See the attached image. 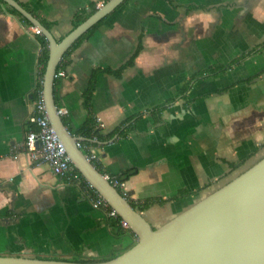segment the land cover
I'll return each instance as SVG.
<instances>
[{"label": "crops", "instance_id": "obj_1", "mask_svg": "<svg viewBox=\"0 0 264 264\" xmlns=\"http://www.w3.org/2000/svg\"><path fill=\"white\" fill-rule=\"evenodd\" d=\"M15 1L60 41L78 15L108 0ZM13 9L0 0V256L112 259L136 235L112 226L81 186L26 152L45 36ZM85 34L63 57L56 102L104 175L130 172L126 197L147 205L139 211L153 228L264 157V0H126ZM216 66L229 68L180 92ZM94 76L96 129L106 136L122 127L125 136L88 141L76 133L89 116L83 95Z\"/></svg>", "mask_w": 264, "mask_h": 264}, {"label": "water", "instance_id": "obj_2", "mask_svg": "<svg viewBox=\"0 0 264 264\" xmlns=\"http://www.w3.org/2000/svg\"><path fill=\"white\" fill-rule=\"evenodd\" d=\"M34 27L49 44L42 80L50 124L64 144L75 169L137 237L120 255L95 262L0 256V264H264V157L230 182L194 203L155 229L142 212L113 186L77 143L64 117L58 114L55 75L66 52L93 26L126 0H108L62 40L15 0H3Z\"/></svg>", "mask_w": 264, "mask_h": 264}, {"label": "built area", "instance_id": "obj_3", "mask_svg": "<svg viewBox=\"0 0 264 264\" xmlns=\"http://www.w3.org/2000/svg\"><path fill=\"white\" fill-rule=\"evenodd\" d=\"M35 33L41 35L40 29L36 28ZM65 76L66 72L64 69H60L57 70L55 78H62ZM39 79L42 82V78L39 77ZM66 113L67 111L64 108L58 109L59 115L63 116ZM30 121L33 125H35V128H31L28 132L25 141V149L30 159L32 161L48 164L55 175L65 178L68 181L75 183L77 186L86 184V180L82 179L75 172L76 169L71 162L70 156L67 153L64 144L50 124L42 88H40L37 92L35 109ZM77 145L78 147L83 148V144L81 142H78ZM86 155L92 162L97 160V155L92 151H89ZM104 177L109 180L123 196H127L125 192V181L121 180L118 176L104 175ZM86 186L84 188V192L87 194L88 199L94 208L103 209L109 217L119 216L101 196L98 194L96 196L90 194L88 191L90 184L88 182ZM120 223L123 227L128 228L127 222L123 219H121Z\"/></svg>", "mask_w": 264, "mask_h": 264}, {"label": "trees", "instance_id": "obj_4", "mask_svg": "<svg viewBox=\"0 0 264 264\" xmlns=\"http://www.w3.org/2000/svg\"><path fill=\"white\" fill-rule=\"evenodd\" d=\"M97 10V6L94 5L93 8H92V12H95ZM13 11L17 14V15H21L18 11H16L15 9H13ZM26 22L27 19L22 17ZM86 15L85 14H80L77 16V26L86 19ZM95 27V26H94ZM87 35V34H85ZM83 35V36H85ZM80 40V39H79ZM41 44L43 46V49H42V55H41V59H40V63L42 65V68L40 70V77L42 78L43 76V73H44V70H45V66H46V63H47V60H48V55H49V49H48V41L45 37H41ZM141 43L140 45L138 46L137 50L135 51L133 57L131 58V60L127 63V65H131L134 63L136 57L138 56L139 52L141 51ZM68 52H66L65 55H67ZM64 55V56H65ZM65 66V63H64V59L61 61V63L59 64L58 66V70L60 69H63V67ZM125 67V66H124ZM229 68V66H216V67H211V68H208L207 70L203 71V72H199V73H196L194 74L190 80H188L186 83L183 84L182 86V89H181V93H185L187 92V90L189 89L190 87V84L192 82L193 79L197 78V77H201L203 76L204 74H207V73H220V72H223L225 70H227ZM123 68L117 70V71H113L112 73L116 74V75H120L121 71H122ZM109 72V71H108ZM95 76H96V73H95ZM94 76V78H92V81L90 83V86L88 87V89L86 90V92L84 93L83 97H84V104L85 106L87 107V109L89 110V116H88V119L86 121V123L80 127L76 133L79 134V135H82L84 137H86V139L88 141H91L93 139H97V140H105V139H108V138H111L112 136H114L116 133H120V135L122 136H125L126 135V132H127V129H122V127H118L116 128L114 131H112L111 133L107 134L106 136L104 134H102V132L100 131V129H96L97 127V118H96V115L94 114L93 110H92V107H91V101H92V97H93V93L96 89V77ZM59 80V78H56V83L57 81ZM56 85V84H55ZM42 88V82L38 81V85L35 89V97L37 96V92L38 90ZM162 112V109L159 108L157 109L156 111H154V115L156 117L157 120H159L160 118V114ZM82 179H84V177L76 170L75 171ZM130 176V172H125L123 174H121V176L119 177L121 180L125 181L128 177ZM85 180V179H84ZM85 183L87 184V182L85 181ZM86 184H83L81 185V188L84 190ZM87 187V186H86ZM89 187V186H88ZM88 191L90 192V194L92 195H97V192L90 186L88 188ZM133 206L138 209V210H144L146 208V206L142 207V208H139L137 207L134 203H132ZM109 221L111 222V225L112 226H115V225H119L120 222H121V218L118 216V217H108ZM121 225V224H120ZM42 259V258H41ZM55 259H58V260H64V259H59V258H55ZM72 261H75V262H95V261H98V260H94V259H84V258H73Z\"/></svg>", "mask_w": 264, "mask_h": 264}, {"label": "clouds", "instance_id": "obj_5", "mask_svg": "<svg viewBox=\"0 0 264 264\" xmlns=\"http://www.w3.org/2000/svg\"><path fill=\"white\" fill-rule=\"evenodd\" d=\"M0 203H7V201L6 200H2V201H0Z\"/></svg>", "mask_w": 264, "mask_h": 264}]
</instances>
